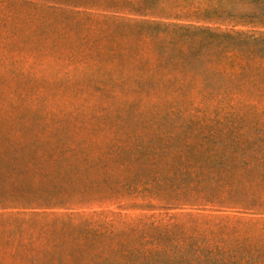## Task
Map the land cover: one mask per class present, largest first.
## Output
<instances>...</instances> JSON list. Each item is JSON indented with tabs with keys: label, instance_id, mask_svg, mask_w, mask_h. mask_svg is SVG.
Here are the masks:
<instances>
[{
	"label": "rangeland",
	"instance_id": "rangeland-1",
	"mask_svg": "<svg viewBox=\"0 0 264 264\" xmlns=\"http://www.w3.org/2000/svg\"><path fill=\"white\" fill-rule=\"evenodd\" d=\"M0 264H264V0H0Z\"/></svg>",
	"mask_w": 264,
	"mask_h": 264
}]
</instances>
